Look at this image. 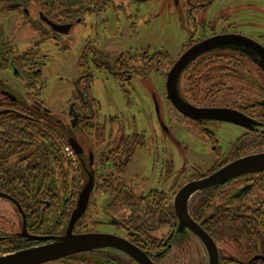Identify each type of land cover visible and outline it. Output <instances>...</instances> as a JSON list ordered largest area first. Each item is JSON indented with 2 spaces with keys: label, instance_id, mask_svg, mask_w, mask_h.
<instances>
[{
  "label": "flooded vegetation",
  "instance_id": "af4514ba",
  "mask_svg": "<svg viewBox=\"0 0 264 264\" xmlns=\"http://www.w3.org/2000/svg\"><path fill=\"white\" fill-rule=\"evenodd\" d=\"M125 1L113 6L121 8ZM213 1H166L184 13L183 27L189 31L174 57L144 48L118 51L111 64L91 38L85 39L70 95L57 110L42 96L48 56L42 46L69 49L73 27L111 7L74 22L49 20L34 7L6 11L22 16L13 32L25 31L29 42L14 48L0 26V258L84 245L89 248L39 264H264V163L210 181L235 161L264 155V36L246 34L228 17L237 8L210 15ZM218 36L238 37L241 44L232 40L194 57L169 86L180 57ZM95 71L108 72L126 91L135 76H162L176 118L211 144L203 164L189 163L187 151L179 168L171 156L151 158V139L119 117L105 115L91 96ZM182 103L229 110L245 124L194 119L179 109ZM223 124L244 130L224 151L215 138ZM162 132L179 145L170 129L163 126ZM139 154L147 160L137 161ZM150 167L157 171L155 178Z\"/></svg>",
  "mask_w": 264,
  "mask_h": 264
},
{
  "label": "rangeland",
  "instance_id": "374dc122",
  "mask_svg": "<svg viewBox=\"0 0 264 264\" xmlns=\"http://www.w3.org/2000/svg\"><path fill=\"white\" fill-rule=\"evenodd\" d=\"M166 1L168 0H151L137 4L126 0L121 8L116 9L113 6L103 13L87 16L82 23L75 25L70 34L72 44L69 49L61 50L52 43L43 45L42 49L48 55L43 69V100L50 108L57 110L70 95L71 80L75 78L76 55L87 38L94 41L111 64L118 51L150 48L166 51L172 57L178 54L181 46L186 43L189 31L183 27L186 23V20H182L184 13L173 11ZM249 1L255 7L249 9L244 4ZM210 8V15L218 13L221 8L226 11L237 8L239 11H232L228 17L237 20L239 27L245 28L246 34L264 36V0H214ZM21 19L22 16L14 13L0 12V26L13 47L18 50L25 47L24 43L29 42L25 31L13 32V27ZM250 25L254 27H249ZM122 84L115 81L108 72L95 71L91 96L99 102L103 113L117 116L121 121L127 122L130 129L135 126L136 131L144 132L151 139V158L156 159L157 155L171 156L174 166L179 168L184 156L182 151H187L189 163L202 165V159L210 152L211 144L208 141L201 142L176 118L165 98L163 77L150 75L144 79L135 76L130 83L132 88L128 91L122 89ZM163 126L170 129L179 145L173 137L170 138L169 134L162 132ZM242 132L244 130L240 127L223 124L217 129L215 138L224 151L229 149L230 143ZM140 157L143 161L148 158L147 155H140L138 159L136 156L137 161ZM153 167L158 169V163L154 162ZM148 173L155 178L157 171L152 173L150 167Z\"/></svg>",
  "mask_w": 264,
  "mask_h": 264
},
{
  "label": "water",
  "instance_id": "95a60500",
  "mask_svg": "<svg viewBox=\"0 0 264 264\" xmlns=\"http://www.w3.org/2000/svg\"><path fill=\"white\" fill-rule=\"evenodd\" d=\"M142 1V0H137ZM19 7L18 4H12L9 6L10 9ZM51 24V23H50ZM53 25V24H52ZM56 30L58 28H65L69 29V26H53ZM232 36H225V37H213L208 40H205L196 46L192 47L191 49L187 50L180 59L175 63V65L172 67L170 71V76L168 78L169 86H175L177 77L179 76V73L183 70V68L194 58L198 55L210 51L214 48H218L221 46H227V44H232V40H238V37ZM237 44L240 45L241 42L238 40ZM261 49V48H260ZM260 52V51H259ZM263 52V53H262ZM260 52L261 57L264 58V51L262 50ZM179 109L186 114L187 116H190L194 119H214V120H222V121H228V122H235L238 124H245L244 121H239L237 118L235 119L231 114H229V110L225 109H195L187 104H181L179 105ZM247 126V125H245ZM264 163V155H258V156H252L247 157L245 159H241L238 161L233 162L232 164L228 165L227 167L223 168L221 171H219L216 175L210 178V181L214 179V177L222 176V178H228L229 176L240 174L245 170H248L250 168H258L260 166L259 164ZM215 180V179H214ZM196 185V184H194ZM192 188H189L188 190H191ZM184 194L186 193V189L183 191ZM88 194V191H87ZM86 194V196H87ZM86 201V199H85ZM90 237V236H85ZM81 240V239H80ZM82 242L84 243V240L82 239ZM78 246L75 249H68L63 250L64 246L56 245L53 247H48L47 249L40 248L36 250H30L22 253H18L15 255H11L5 258H0V264H39L46 262L48 260L57 259L63 256H66L68 254H71L73 252H77L84 248L89 247H83Z\"/></svg>",
  "mask_w": 264,
  "mask_h": 264
},
{
  "label": "trees",
  "instance_id": "16d2710c",
  "mask_svg": "<svg viewBox=\"0 0 264 264\" xmlns=\"http://www.w3.org/2000/svg\"><path fill=\"white\" fill-rule=\"evenodd\" d=\"M116 0H0V12L10 11L12 4L41 10L49 20L74 22L86 14H92L114 5Z\"/></svg>",
  "mask_w": 264,
  "mask_h": 264
},
{
  "label": "built area",
  "instance_id": "2783aa9c",
  "mask_svg": "<svg viewBox=\"0 0 264 264\" xmlns=\"http://www.w3.org/2000/svg\"><path fill=\"white\" fill-rule=\"evenodd\" d=\"M68 150V149H67Z\"/></svg>",
  "mask_w": 264,
  "mask_h": 264
}]
</instances>
